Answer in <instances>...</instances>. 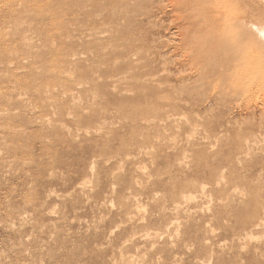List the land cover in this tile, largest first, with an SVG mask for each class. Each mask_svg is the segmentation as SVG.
<instances>
[{
  "label": "rangeland",
  "instance_id": "1",
  "mask_svg": "<svg viewBox=\"0 0 264 264\" xmlns=\"http://www.w3.org/2000/svg\"><path fill=\"white\" fill-rule=\"evenodd\" d=\"M0 264H264V0H0Z\"/></svg>",
  "mask_w": 264,
  "mask_h": 264
}]
</instances>
